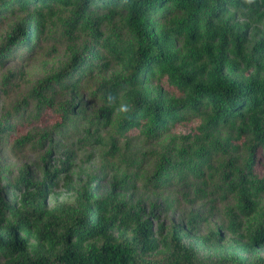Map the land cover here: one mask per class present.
I'll return each instance as SVG.
<instances>
[{"label": "trees", "instance_id": "trees-1", "mask_svg": "<svg viewBox=\"0 0 264 264\" xmlns=\"http://www.w3.org/2000/svg\"><path fill=\"white\" fill-rule=\"evenodd\" d=\"M214 1L209 6V0H0V12H27L3 38L0 62L17 46L33 49L32 41L45 23L59 19L72 24L70 33L73 29L87 30L92 38L85 48L74 42L69 45L70 57L59 70L60 76L70 79L73 71L82 75L92 64L86 56L97 62L102 59V50L121 63L132 109L124 115V131L141 126L144 119L147 131L157 134L177 120L195 116L203 119L201 130L210 138L219 126L240 123L238 131L253 137L252 154L246 172L237 168L230 172V187L236 196L237 214L250 216L258 211V199L264 191V178L254 171L256 149L264 146V76L245 78L231 72L232 67L243 62L248 65L250 61L242 46L245 33L231 30L226 21L214 23L213 18L217 21L230 7L239 9L259 4L260 0ZM171 8L182 9L186 16H171ZM116 17L136 39L135 46L121 43L118 37L104 36L102 26L107 19ZM160 18L169 19L176 28H159ZM175 36L193 45L195 59L205 55L206 60H196L190 69L179 72L180 53L172 43ZM215 39L217 53L213 51ZM261 44L258 43L260 47ZM260 54L264 49L260 48ZM139 74L147 76L146 80L157 75H178L176 82L183 94L169 99L149 96L136 88L134 79ZM59 85L69 84L65 80ZM110 96L116 100L118 92ZM9 126L0 121V133ZM211 155L212 149L204 153L195 150L182 153L180 163L169 164L162 159L155 185L174 181L179 168H185L189 175H202V165L211 166ZM193 158L200 165H189L187 160L191 162ZM67 168L66 165L65 171ZM53 177L55 173L46 170L43 181L32 184L25 176L15 191L20 184L25 189L15 193L13 202H3L0 196V264H200V254H207L216 264H264V214L249 224L244 234L239 233L234 219L230 228L239 238L227 243L220 231L198 234L179 223L154 226L139 205H128L116 198H94L91 188H77L69 174L64 176L65 187L76 194L74 203L49 207L46 199ZM1 210H8L11 220H3ZM153 255L160 257L155 259Z\"/></svg>", "mask_w": 264, "mask_h": 264}, {"label": "rangeland", "instance_id": "rangeland-1", "mask_svg": "<svg viewBox=\"0 0 264 264\" xmlns=\"http://www.w3.org/2000/svg\"><path fill=\"white\" fill-rule=\"evenodd\" d=\"M214 3L208 2L209 6ZM170 11L175 18L186 16L182 9ZM26 13L19 9L0 12V44L9 28ZM168 20L160 18L159 28L175 29ZM224 21L231 30L245 33L242 46L250 56L248 65L243 62L232 67L231 72L245 78L264 76V54H260V48L264 49L262 0L239 9L230 7L217 21L213 18L214 23ZM71 25L59 19L46 22L32 41L33 49L17 46L0 62V121L10 125L0 133L1 200L13 202L15 193L25 189L20 184L15 191L21 178L26 176L28 183H39L50 170L55 178L51 179L46 199L49 207L74 203L76 194L65 187L64 176L69 174L77 188H91L94 198H116L128 205H139L154 226L179 223L198 234L220 231L225 242L230 243L239 238L230 228L234 219L242 234L249 224L259 221L264 214V191L258 199V211L242 216L237 214L236 196L230 187V172L235 168L246 172L250 163L252 135L238 131L240 123H236L219 126L209 138L201 130L203 119L195 116L177 120L157 134L147 131L144 119L141 126L124 131L125 114L118 108L122 103L128 104L125 88L129 85L117 59L102 50V59L97 62L86 56L92 64L82 75L76 71L70 79L59 75L69 60V45L74 42L85 48L92 42L90 31L73 29L70 33ZM101 30L105 37H118L123 44H137L119 17L107 19ZM172 43L180 53L179 72L190 69L196 60H206L205 55L195 59L193 45L182 37H173ZM213 43L217 53V40ZM146 77L139 74L134 80L136 88L149 96L169 99L183 94L176 82L178 75ZM65 80L69 85L61 87L59 81ZM114 91L118 98L109 101ZM208 149H212L213 160L211 166L202 165V175H189L185 168H179L174 181L155 185L162 159L169 164L180 163L185 151L204 153ZM187 162L200 165L196 158ZM254 171L264 178V146L256 149ZM1 211L3 220H11L8 210ZM159 257L153 255L155 259ZM198 262L216 264L207 254H200Z\"/></svg>", "mask_w": 264, "mask_h": 264}, {"label": "clouds", "instance_id": "clouds-1", "mask_svg": "<svg viewBox=\"0 0 264 264\" xmlns=\"http://www.w3.org/2000/svg\"><path fill=\"white\" fill-rule=\"evenodd\" d=\"M247 2L248 3H252L253 0H247ZM113 99H114V97H111V96L109 97V101H111ZM131 110H132L131 107L128 104H126V103L120 104V106L118 108V111L120 113H124V114H127V113L131 112Z\"/></svg>", "mask_w": 264, "mask_h": 264}]
</instances>
